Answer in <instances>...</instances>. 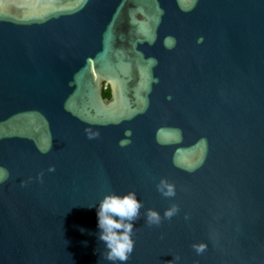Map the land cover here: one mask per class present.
I'll use <instances>...</instances> for the list:
<instances>
[{
	"label": "water",
	"instance_id": "1",
	"mask_svg": "<svg viewBox=\"0 0 264 264\" xmlns=\"http://www.w3.org/2000/svg\"><path fill=\"white\" fill-rule=\"evenodd\" d=\"M5 2L0 264H112L128 192L124 264H264V0Z\"/></svg>",
	"mask_w": 264,
	"mask_h": 264
},
{
	"label": "clouds",
	"instance_id": "2",
	"mask_svg": "<svg viewBox=\"0 0 264 264\" xmlns=\"http://www.w3.org/2000/svg\"><path fill=\"white\" fill-rule=\"evenodd\" d=\"M37 2L38 0H8V3H16L20 8L35 7ZM6 7L5 0H0V11ZM165 195H174L172 185H167ZM93 207L96 208L98 238L104 242L106 249L103 258L111 261L112 264H116V262L124 264L134 251L135 241L132 237L134 221L140 214L143 202L138 199L135 192H128L124 195L110 193L105 195L98 206L89 205V208ZM175 211L174 207L166 211L165 216L170 218ZM160 219V214L157 211L149 210L147 212L149 224H158ZM205 247V245H200L197 247V252H202Z\"/></svg>",
	"mask_w": 264,
	"mask_h": 264
},
{
	"label": "trees",
	"instance_id": "3",
	"mask_svg": "<svg viewBox=\"0 0 264 264\" xmlns=\"http://www.w3.org/2000/svg\"><path fill=\"white\" fill-rule=\"evenodd\" d=\"M103 97L105 99H109L111 97L110 88L108 86H106L103 90Z\"/></svg>",
	"mask_w": 264,
	"mask_h": 264
}]
</instances>
